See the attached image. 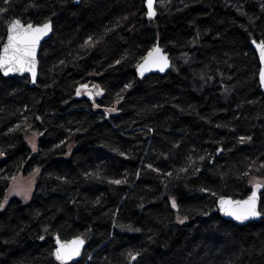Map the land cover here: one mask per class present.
Returning <instances> with one entry per match:
<instances>
[{
	"label": "trees",
	"instance_id": "obj_1",
	"mask_svg": "<svg viewBox=\"0 0 264 264\" xmlns=\"http://www.w3.org/2000/svg\"><path fill=\"white\" fill-rule=\"evenodd\" d=\"M157 12L148 20L145 0H0V48L15 19L53 23L36 86L0 74V264H60L56 235L87 240L76 264H264V218L239 226L218 209L264 184L251 44L264 42V0H161ZM157 43L172 69L140 79ZM89 82L96 102L76 97ZM37 169L31 199L8 200Z\"/></svg>",
	"mask_w": 264,
	"mask_h": 264
},
{
	"label": "snow or ice",
	"instance_id": "obj_2",
	"mask_svg": "<svg viewBox=\"0 0 264 264\" xmlns=\"http://www.w3.org/2000/svg\"><path fill=\"white\" fill-rule=\"evenodd\" d=\"M155 0H147V15L148 17L154 18L156 15L155 11ZM52 31V23L48 21L42 25L34 26L31 23L25 25L19 19L13 20L8 24V35L6 42L0 48V70L3 71L5 76L10 73H20L24 72L31 73L32 83L36 81V66H37V49L40 46V41L47 36ZM91 45V39L88 41ZM255 43V41L253 42ZM260 51V59L264 62V42L257 45ZM119 63V61H117ZM169 66L168 57L163 54L162 49L158 46L153 48L151 52L148 53L147 57L143 58V62L138 64L137 70L141 77L144 76L145 72L151 71L153 68H158L159 71L163 72ZM260 81L264 84V70L260 73ZM131 87V85H128ZM98 88V86H97ZM82 89L90 97L93 93L88 90L87 85H82ZM81 94V90H77V95ZM95 95H102V90L96 91ZM99 107V105H97ZM108 111H114V109H109ZM247 139H251L248 137ZM241 143L245 141V137L240 138ZM35 150V145H33ZM222 151V150H221ZM151 167V166H149ZM39 172V169H37ZM171 175V173H168ZM112 183L120 184L122 181L115 180ZM264 188V184L259 182L255 183L254 189L251 195L244 200H233L231 198L220 197L219 207L222 213L227 217H232L237 221L243 223L244 221L259 217L262 211L259 207V190ZM7 201H5L6 203ZM173 207H176L175 201H173ZM3 205L0 204V208ZM184 221L181 220L180 223ZM44 239V237H40ZM56 243L59 245L53 253L55 259L60 262V264H69V262L80 255L83 244L85 243L83 238H77L69 242H62L57 237ZM139 253L132 255L131 258L135 260Z\"/></svg>",
	"mask_w": 264,
	"mask_h": 264
},
{
	"label": "water",
	"instance_id": "obj_3",
	"mask_svg": "<svg viewBox=\"0 0 264 264\" xmlns=\"http://www.w3.org/2000/svg\"><path fill=\"white\" fill-rule=\"evenodd\" d=\"M81 1H82V0H75V4H80ZM159 1H161V0H155L154 7H155L156 15H155L154 18H151V19H150V18L148 17L147 13H146V18H147L148 20H154V19L157 17L158 12H157V8H156V6H157V3H158ZM145 8H146V11H147V0H145ZM15 20H16V19H15ZM20 21H21V20H20ZM21 22H22V21H21ZM22 23H23V22H22ZM51 23H52V21H51ZM24 24H25V23H24ZM31 24H33L34 26H36V24H34V23H31ZM25 25H27V24H25ZM41 25H42V24H41ZM52 34H53V23H52V31L40 41V46H39V48L37 49V55H36V59H37L36 73H37V75H36V81H35V83H32L31 73H29V72H24L23 74H20V73H10L9 75L5 76V75L3 74V71L0 70V74H1L4 78H11V77H25V76H27V77H29V79H30V86H31V87L36 86V85H37V81H38V76H39V69H40V60H39L40 51H41V48H42L43 43L46 42V41H48V40L51 38ZM7 35H8V29H7ZM6 38H7V36H6ZM254 41H255V43H253ZM5 42H6V39H5ZM5 42H4V43H5ZM261 42H263V41L258 42V41H256V40L254 39V40H252V43H251V44H252V47H253V49L255 50V52H256V54H257V56H258V59H259L260 71H259V76H258V78H259V83H260L261 90L264 92V84H262L261 81H260V73H261L262 70H264V62H262L261 59H260V51H259V49H258V47H257V45L260 44ZM2 46H3V45H2ZM157 46H158L160 49H162L163 54L166 55V56L168 57L169 66H168V67L165 69V71H163V72L159 71L158 68H153L151 71H147V72H145V74H144L143 77L140 76V74H139V72H138V70H137V68H136V73H137V75H138V77H139L140 79H144L145 77H148V76H150V75H152V74L165 75V74H167L168 72L171 71V69H172V59H171V55H170V53H168L163 47H161L159 43H157V44L155 45V47H157ZM155 47H154V48H155ZM1 48H2V47H1ZM151 51H152V50H151ZM151 51H150V52H151ZM146 57H147V56H146ZM142 62H143V61H142ZM142 62H141V63H142ZM85 96L88 97V98H90V99H93V96L90 97V96L87 95L86 93H85ZM259 183H260V182H259ZM261 184H262V183H261ZM253 190H255V189H254V186H253V188H252V191H253ZM262 191H263V188H261V189L259 190V207H260V208H261V192H262ZM250 195H251V194H250ZM250 195H249V196H250ZM249 196H248V197H249ZM248 197H247V198H248ZM225 198H230V197H225ZM247 198H245V199H247ZM231 199H233V198H231ZM233 200H244V199H233ZM218 209H219V211H220L221 216H222L225 220H228V221L234 222L235 224H237V225H239V226H245V225H247V224H249V223H251V222L261 221V220L264 218V215L261 214V216H259V217L250 218V219L244 221L243 223H241L240 221H237V220H235V219L232 218V217H227V216H225V215L222 213V211L220 210V207H219V200H218ZM57 237H58L59 240L62 241V242H69V241L75 240V239H77V238H83L84 241H85V243L83 244V247H82V249H81L80 255H79L78 257L73 258V259L69 262V264H76V263H78L79 261L82 260L83 255H84V253H85V251H86V248H87V245H88V242H87V240H86L84 237H82V236H77V237H73V238L68 239V240H62L58 235H56V236L54 237V240H55V249H56L57 247H59V245L56 243Z\"/></svg>",
	"mask_w": 264,
	"mask_h": 264
},
{
	"label": "rangeland",
	"instance_id": "obj_4",
	"mask_svg": "<svg viewBox=\"0 0 264 264\" xmlns=\"http://www.w3.org/2000/svg\"><path fill=\"white\" fill-rule=\"evenodd\" d=\"M84 85H87L88 90L93 93V99H92L93 102H96L97 99L101 98L104 95L103 91H102V95H95L96 91L101 90V89L99 87L97 88V85L94 82H89ZM79 90H81V94L76 95V97L77 98L85 97L86 92L82 89V86L79 88ZM118 107L119 105H116L113 108H110V109H114V111H108L109 109H106V110L103 109V111L108 114H117ZM98 109L99 108L95 106V110H98ZM38 141H39V135L37 133H31L28 136V145L32 151V156L37 155ZM33 145H35V150L33 149ZM2 158L3 157L0 154V159ZM39 173H40V169H39V172L35 170L33 173L29 175H25L22 172L19 175H17L9 186L8 200L10 198H18L22 200L23 202H28L31 199L35 191Z\"/></svg>",
	"mask_w": 264,
	"mask_h": 264
},
{
	"label": "bare ground",
	"instance_id": "obj_5",
	"mask_svg": "<svg viewBox=\"0 0 264 264\" xmlns=\"http://www.w3.org/2000/svg\"><path fill=\"white\" fill-rule=\"evenodd\" d=\"M158 4V3H157ZM156 8H157V6H156Z\"/></svg>",
	"mask_w": 264,
	"mask_h": 264
}]
</instances>
